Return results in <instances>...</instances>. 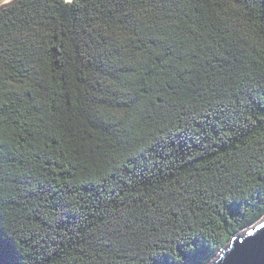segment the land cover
<instances>
[{
    "label": "trees",
    "instance_id": "trees-1",
    "mask_svg": "<svg viewBox=\"0 0 264 264\" xmlns=\"http://www.w3.org/2000/svg\"><path fill=\"white\" fill-rule=\"evenodd\" d=\"M239 113L264 115V0L2 7L0 264L212 261L264 216V120L217 138Z\"/></svg>",
    "mask_w": 264,
    "mask_h": 264
},
{
    "label": "snow or ice",
    "instance_id": "snow-or-ice-1",
    "mask_svg": "<svg viewBox=\"0 0 264 264\" xmlns=\"http://www.w3.org/2000/svg\"><path fill=\"white\" fill-rule=\"evenodd\" d=\"M7 2V0H6ZM63 4L66 6H73L74 0H63ZM53 7L57 5L53 3ZM238 115H243L244 120L247 123H244L243 129L239 127L240 121L238 119H229V117H224L223 126L217 131V138L223 139L228 137L230 134L234 137L239 138L240 135L245 134L246 131L250 129L251 124L258 123L259 120H264V115L256 117L254 113L245 114L239 113ZM243 192V189H241ZM260 228L264 229V223L260 224ZM255 231V228H253ZM253 233L249 232L247 235L251 236ZM177 240L181 241L180 251L173 254L165 247L163 254L156 264H203V262L198 258L200 255V249L197 247L198 242L194 237H177ZM21 242L19 238L13 241V252L17 251L16 245ZM37 239V243H38ZM4 240L0 238V250L3 249ZM207 264H214V261H208Z\"/></svg>",
    "mask_w": 264,
    "mask_h": 264
},
{
    "label": "water",
    "instance_id": "water-1",
    "mask_svg": "<svg viewBox=\"0 0 264 264\" xmlns=\"http://www.w3.org/2000/svg\"><path fill=\"white\" fill-rule=\"evenodd\" d=\"M14 0H0V9ZM264 216L245 231L234 235L212 260L214 264H264ZM255 228V231H253ZM252 232L251 236L247 233Z\"/></svg>",
    "mask_w": 264,
    "mask_h": 264
}]
</instances>
